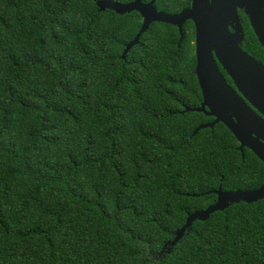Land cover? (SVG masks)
<instances>
[{
    "label": "trees",
    "instance_id": "obj_1",
    "mask_svg": "<svg viewBox=\"0 0 264 264\" xmlns=\"http://www.w3.org/2000/svg\"><path fill=\"white\" fill-rule=\"evenodd\" d=\"M141 24L94 0H0V264H264V199L164 247L219 187L262 186L264 163L222 123L193 134L212 120L184 111L202 101L193 23H152L122 58Z\"/></svg>",
    "mask_w": 264,
    "mask_h": 264
},
{
    "label": "water",
    "instance_id": "obj_2",
    "mask_svg": "<svg viewBox=\"0 0 264 264\" xmlns=\"http://www.w3.org/2000/svg\"><path fill=\"white\" fill-rule=\"evenodd\" d=\"M99 11L110 10L118 15L137 12L142 24L135 37L125 44L122 58L139 43L140 37L152 23L169 24L178 29L182 36V27L187 21L194 25L195 75L202 94L198 107L185 108V112L203 113L214 120L198 126L193 134L205 128H212L222 123L234 136L238 151L246 147L262 163H264V119L253 112L239 95L226 83L220 73L215 59L222 65L227 75L234 81L244 97L264 114V65L256 61L239 48L240 22L238 10L247 16L250 26L259 43L264 48V0H190V5L200 4L209 35L213 45L212 55L202 64L199 46V28L194 23L190 13L192 7H187L178 13L170 14L157 10L155 0L143 3L133 0L129 3H119L112 0H94ZM146 11L148 15H146ZM228 25L235 28L232 35ZM216 200L205 209L188 215L184 225L173 233V239L165 244V248L175 246L192 228L196 221L204 222L215 212H222L230 206L239 203L251 204L264 199V184L257 189L223 191L221 187L213 191Z\"/></svg>",
    "mask_w": 264,
    "mask_h": 264
},
{
    "label": "flooded vegetation",
    "instance_id": "obj_3",
    "mask_svg": "<svg viewBox=\"0 0 264 264\" xmlns=\"http://www.w3.org/2000/svg\"><path fill=\"white\" fill-rule=\"evenodd\" d=\"M238 16H239V22H240V30L241 34L239 33V48L245 52L247 55L255 59L256 61L260 62L262 65H264V48L259 43L257 37L255 36L249 20L247 16L242 13V11L238 10ZM228 30L232 35L235 34V28L232 25H228ZM217 67L222 74L223 78L225 79L226 83L239 95L241 99L247 104V106L255 112L258 116H260L262 119H264V114L260 112L256 107H254L247 99L243 96V94L239 91L238 87L235 85L234 81L230 78L229 75H227L226 71L222 67V65L215 59ZM202 96V94H201ZM212 122L214 120L213 117H210ZM218 124V123H217ZM240 146V143H239ZM247 149L246 147L243 149V151ZM249 150V149H247ZM242 151V152H243ZM250 151V150H249Z\"/></svg>",
    "mask_w": 264,
    "mask_h": 264
},
{
    "label": "snow or ice",
    "instance_id": "obj_4",
    "mask_svg": "<svg viewBox=\"0 0 264 264\" xmlns=\"http://www.w3.org/2000/svg\"><path fill=\"white\" fill-rule=\"evenodd\" d=\"M190 7H192V12L190 13V15L192 16L194 23L199 28V46L201 62L203 64L207 58L211 57L213 45L210 42L211 38L209 35L206 19L201 12L200 4L196 3L194 5H190ZM145 14L148 15V12L146 11Z\"/></svg>",
    "mask_w": 264,
    "mask_h": 264
}]
</instances>
